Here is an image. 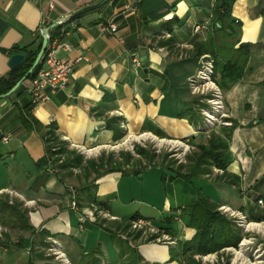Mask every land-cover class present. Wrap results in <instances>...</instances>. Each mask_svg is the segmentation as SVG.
I'll use <instances>...</instances> for the list:
<instances>
[{
    "label": "crops",
    "instance_id": "1",
    "mask_svg": "<svg viewBox=\"0 0 264 264\" xmlns=\"http://www.w3.org/2000/svg\"><path fill=\"white\" fill-rule=\"evenodd\" d=\"M220 4L230 13L236 30L233 37L215 30L220 24L213 14ZM91 7L96 9L76 16ZM67 17L69 22L56 25ZM43 20L54 36L69 33L65 40L72 50L58 57L82 60L74 63L67 86L46 103L31 105L28 77L13 93L0 96L3 221L10 210L27 214L30 246L35 239L43 244V238H55L70 264H122L132 254L129 247L140 256L138 264H179L170 262L166 246L133 242L127 234L128 222L136 214L153 219L154 202L164 196V210L157 219L161 221L173 208L187 205L183 193L195 196L189 203L196 198L194 184L219 207L241 212L248 223L264 226V0H0V79L26 59L18 48H41L38 27ZM101 24H114L116 33H101ZM196 26L202 29L196 32ZM166 41L171 44H160ZM201 43L210 52L193 58L194 46ZM241 45L248 46L247 59L245 49L238 50ZM14 54H22L24 60L11 68ZM203 55L221 62L236 59L244 65L242 77L222 90L228 118L236 127L232 132L230 126L214 130L228 145L227 172L237 183L230 184L233 180L228 177L216 181V175L222 174L216 169L210 176L192 179L187 192L181 187L171 198L167 190L182 179L170 181V172L159 167L152 168L154 188L147 196L138 194L143 172L142 178L115 172L94 181V172L87 176L80 168L60 176L57 168L54 173L49 170L53 158L45 134L51 125H56L68 150L114 147L138 135L206 143L213 131L204 127L200 115V120L193 117L191 109L198 106L188 86ZM134 58L139 67L134 66ZM118 117L125 133L115 140L107 122ZM4 137L9 138L7 143ZM90 191L95 192L97 203L88 199ZM73 201L80 208L73 209ZM89 210L107 211L113 219L89 220ZM172 226L182 239L186 234L190 240L195 234L183 222Z\"/></svg>",
    "mask_w": 264,
    "mask_h": 264
},
{
    "label": "trees",
    "instance_id": "2",
    "mask_svg": "<svg viewBox=\"0 0 264 264\" xmlns=\"http://www.w3.org/2000/svg\"><path fill=\"white\" fill-rule=\"evenodd\" d=\"M96 7H91L82 13H79L76 16H81L85 13L95 10ZM222 10V11H220ZM213 17L220 24L219 28L215 27L216 31L223 32L225 36L233 37L236 34L235 28L232 26V20L230 13L227 11L224 4H220L219 8L214 11ZM52 30V29H51ZM53 32V31H52ZM238 33V32H237ZM161 45H170L171 42H161ZM245 49L244 56L245 59L248 57V46L241 45L238 50ZM18 50L26 54V59L19 68H14L7 77L0 79V96L7 94L13 86L26 74L30 69L34 60L40 50V46L35 50L31 49V46H26L23 48H18ZM210 52L209 48L205 43L196 44L194 46V53L192 54L193 58H199L202 54H207ZM212 57V55H210ZM42 63H39L34 72L28 77L32 79L35 76L38 69L42 66ZM214 64V81L223 91L230 89V87L236 83L243 74L244 65L239 63L238 60H229L227 62H221L216 57L213 60ZM193 117L195 120H200L198 110L191 109ZM229 122V119H227ZM121 118L110 119L107 122V128L114 132L115 140H120L124 137V130L120 126ZM236 127V124L232 123L229 127L230 132ZM46 140L47 152L53 158V162L56 163L60 160L59 155H64L62 163L57 164V173L59 176L62 173L65 175L72 174V169L80 168L87 176L90 174V171L95 173L94 181L99 179L102 176H105L110 173L120 172L122 175H136L140 174L147 167L154 168L157 167L154 163L156 157L147 152L144 149L136 146L135 154L140 158H143L146 163L145 166H132L131 160L133 159V154L130 152H121L118 156L110 153L108 155H102L101 158L95 160H85L84 157L80 154H77L75 151H70L67 149V144L60 141L56 133V125H51L47 130ZM57 146L58 150L53 151L52 149ZM199 153L194 154L191 157V165L188 168H184L182 165L180 167L174 168L173 165L162 163L163 169L166 172H170L171 179H183L187 184V189L189 188L190 181L192 179L203 178L206 175H212L213 169H218L222 171L221 175H216V181H222L223 178L228 177L233 181L230 184L237 183V178L228 174L227 167L229 165V154H228V145L226 142L216 133L211 132V136L207 144L198 145ZM136 164H139V161L135 160ZM146 167V168H145ZM185 169V171H183ZM166 176V174H164ZM228 182V181H227ZM193 186V185H192ZM194 187V186H193ZM194 189V188H193ZM196 198L187 205L181 207L180 220L184 223L187 228L195 230V234L189 241H184L178 243L177 248L170 249V262L178 261L183 262L182 264H199L194 259L195 257H204L213 254H219L223 249L228 247H238L241 239L243 238L241 230L234 224L232 219L227 218L224 214L219 211V205L212 201L206 191L202 189H196ZM95 191V189H94ZM91 192L89 200L93 203H97L95 192ZM90 194V193H89ZM78 208L79 204L76 201ZM9 206V205H8ZM177 209H172V212H176ZM19 219L25 223V227L28 230L32 228L27 225V219L24 213L18 211L17 213ZM173 216V215H172ZM140 219L139 215H133L129 220L128 224L132 221ZM174 216L171 217L167 215L163 218L157 226L167 232L171 233L172 238L176 236L175 228L172 226L174 224ZM163 232V231H162ZM42 234H45L44 232ZM49 238V237H48ZM42 242L47 246L45 238ZM0 244H2L0 239ZM5 244V243H3ZM6 245V244H5ZM140 261V256L136 253L133 254V260L137 264V260ZM28 264H33L30 261ZM43 264H52V263H43ZM55 264V263H54ZM99 264V263H95Z\"/></svg>",
    "mask_w": 264,
    "mask_h": 264
},
{
    "label": "rangeland",
    "instance_id": "3",
    "mask_svg": "<svg viewBox=\"0 0 264 264\" xmlns=\"http://www.w3.org/2000/svg\"><path fill=\"white\" fill-rule=\"evenodd\" d=\"M211 59L213 60L212 57ZM214 74H215V71H214ZM214 74H213V81H214ZM202 89L203 91H210L212 89H216V87L208 84V85H205ZM218 89L221 91V95L223 98V91L220 88ZM203 95L205 96H202L204 97L202 100L206 99L205 97L208 96L209 98L212 95V98H211L212 101H219V98H216L217 93L215 91L213 92V94H212V91H210ZM196 103L198 106L197 107L198 113L201 117V120L205 128H207L210 131L212 130L214 133L217 134L218 131L217 132L214 131L216 130V128L217 130L219 129L221 130L222 128L228 127L227 125L224 124L225 123L224 119H229L226 109H225L224 101H222V104L226 112V117L224 116L225 118L224 117L216 118V122L214 123L213 126H209L206 120H204L205 114L204 113L202 114L204 105L200 103V100H198L197 97H196ZM211 103L214 104V102H211ZM209 105H212V104H209ZM122 127L124 126L122 125ZM210 136H211V133L209 132V137H207L205 140L206 143H200V144H207ZM133 139L130 137H127L118 146L102 147V149H98L99 151L98 153H94L90 156H86L87 157L86 160L99 159L102 157V155H108L110 153L118 156L121 152H130L131 154H133V159L131 160L132 162L129 165L130 169L132 168V166H138V167L145 166L146 160H144L143 158H140L139 156L135 154V147L138 146L144 149L145 151L151 152V154L155 155L156 159L154 163L159 168H163L162 166L166 165V163L167 164L171 163L174 168L180 167L181 165L184 168H188V166L191 165V157H193L194 154L199 153L198 145L200 144L198 145L194 144L191 141V139H183V140L163 139L165 140L164 142H162L159 138L149 139V140L144 139L142 141L140 140L139 142L134 141ZM174 141H178L177 143H175L176 145H173ZM55 147L57 149V146ZM69 150L75 151L77 154H80L84 157V155L82 154L83 151L80 150V148L69 149ZM135 160L139 161L138 165L136 164ZM162 163H164V165H162ZM157 167H154V168H157ZM153 170L154 169L147 167L145 171H142L145 174V176H144V179L140 180L139 182L141 183L143 189L141 191H138V194L143 193V196H147L148 191L152 192V189L154 188V184L151 181L153 180V175H156V172H154ZM213 170H216V169H213ZM183 171H185V169ZM170 175L171 174H169V176ZM163 179H165V177H163ZM185 182L186 181L182 179L181 183H178L176 186H171L167 190V194L169 193L168 196L173 198L175 195H177V191H179L181 187L184 188L185 192H187L188 189L186 187H187L188 182L186 183ZM195 186L196 185L194 184L193 188L195 191H197L196 189H199V188L202 189L203 191V188H201L199 185L196 189H195ZM194 197L195 196L192 197V195L190 194L187 195L186 197L185 193H183L182 202L184 201L186 204H188L189 200L193 199ZM164 198L165 197L163 196L159 200V202L157 203L154 202L155 209L154 211H152V213H150L153 219H145V220L143 219L149 224H147L146 226L137 227V228L133 227V223L135 221H132L130 224H128L127 234L130 236V239L133 242L156 244V245L166 246L169 249H171V248H177L178 243L189 241L187 240L188 238L186 234L184 235L185 236L184 239H182L181 236L179 237L178 235L172 238L171 233L169 234L165 231V229L162 230L157 226L161 222V221H158L157 219L160 216L159 214L160 211L162 212L164 210V207H163ZM91 211L89 210L87 212H91ZM92 212H93L92 214L94 218L93 220H95V218L97 219L98 216L100 217L102 216V218H107L109 220L112 219L104 215H101L98 211L97 212L92 211ZM181 212H182L181 207H179L176 210V212L170 211L169 215L171 217L174 216L173 220L175 224L177 222L179 223L182 222L180 220ZM226 217L229 218L228 216ZM3 218H4V221L0 218V225L2 228L0 231V239L2 242V244H0V264H28L30 261H32L33 264H43V263L70 264V261L68 260L67 255L63 251L61 243L57 239L51 238V240H48V238H45L48 244L47 246H45L44 243L41 244L40 239H35V240H32L33 243L30 246L29 242L26 240L31 236V232L25 227L26 226L25 223L19 219L17 213H13L11 210L7 211V213L3 216ZM229 219L233 220L234 224L241 230L242 235H243V238L238 244V247H228V248L223 249L219 254L210 255L208 257L201 258V259L198 257H195L194 259L197 261V263L199 264H253V263L263 264L264 263V249H262L261 246H264V236L262 235L261 229L259 232H256L255 230L256 228H254L253 226H250V230L248 232H245L243 228H240L237 225L238 224L236 223L237 219H233V218H229ZM79 223L80 225H82L81 222ZM176 227L178 226L176 225ZM249 239L253 240V245L248 244L249 242L246 244V241ZM3 243H5L6 245ZM128 250L132 251V254L129 255V257H127L126 260L122 264H136L133 260V253L136 251V249L129 247ZM178 263L182 264L183 262L182 263L178 262Z\"/></svg>",
    "mask_w": 264,
    "mask_h": 264
},
{
    "label": "built area",
    "instance_id": "4",
    "mask_svg": "<svg viewBox=\"0 0 264 264\" xmlns=\"http://www.w3.org/2000/svg\"><path fill=\"white\" fill-rule=\"evenodd\" d=\"M69 21H70V17H67L66 19L60 20L58 22V24L62 25V24H65ZM201 29H202L201 26L195 27L196 32L200 31ZM99 30L103 34L104 33L113 34V33H116L117 27L114 24H109V25L101 24V25H99ZM38 33L40 34L42 39L44 38L47 40V48H46V52H45V56H44V62L42 64V66L38 69V71L36 72L35 76H33V78L31 79V84L27 90V95L29 97V101H30L32 106H38V105H41L43 103L50 101L51 98L57 92L63 90L67 86L69 79L73 73L74 63L82 60V58H78L75 61L62 60L58 57L60 52L68 53L69 51L72 50V44L65 40V36H67L69 33L62 31V34H60L59 36H54L52 34V30L48 26H46V23L44 20L41 21V23L38 27ZM133 62H134L135 67L140 66V62L138 59L134 58ZM213 70H214L213 60L211 59L210 56L203 55L200 58V66H199L197 73L188 79V86H189V89H190L192 95L196 96L197 99L200 100V103H202L204 105V108L202 110V114L203 113L205 114L204 120H206V122L209 126L214 125V123L216 122V118H222L224 116L226 117V112H225V109H224L223 104H222L223 98L221 95V91L218 89L219 87L213 81V74H214ZM208 84L216 87V89H212L210 91H212V94L214 91L217 93L216 98H219V101H212V99H211L212 95L209 98L207 96V97H205L206 99L202 100L204 98L202 96H205L203 94L210 92V91H203V89H202L205 85H208ZM211 102H214V104ZM205 104H207V105H205ZM209 104H212V105H209ZM224 120H225L224 121L225 125H227L228 127L231 126V123L229 121H227V119H224ZM122 125H123V123H122ZM134 138H135L134 141H137V142H139L140 140L142 141L144 139H147V140L157 139V138H154L152 136H146V135H138ZM8 140H9L8 137L3 138V141L5 143H7ZM160 140L162 142L165 141L163 139H160ZM177 142L178 141H174L173 145H176L175 143H177ZM57 150H58V147H57V149H56V147H54L52 149V152L57 151ZM80 150L83 151L82 154L84 155V157L90 156L94 153L99 152L97 148H93V149L80 148ZM58 157L60 158V160L56 163L53 162V159H51L49 161V170L52 173L55 172V169H56L55 166L57 164L62 163V161L64 159L63 155H59ZM259 204H262L261 200L259 201ZM71 206L73 209H78L76 201H73ZM92 211H95V210H92ZM92 211L87 213L89 220L94 219ZM219 211L222 214L228 216L229 218L237 219V222H236V223H238L237 225L240 228H243V230L245 232H248L250 230V226H253L254 228H256L255 229L256 232H259L260 229H261V231H263V229H264V226H262V224H250V223H248L246 221L245 216L241 212L233 211L230 208L225 207V206L220 207ZM98 212L101 215H104L110 219L112 218L108 214L107 211L100 210ZM144 220L139 219V220L135 221L133 223V227H135V228L143 227V226H146L147 224H149L148 222H146ZM79 222H84V218H81ZM1 229L2 228L0 225V231H1ZM48 240H51V238H48ZM49 242H51V241H49ZM247 243L250 245H253V240L249 239L246 241V244ZM213 255H216V254H213ZM208 256H210V255H208ZM208 256H204V257L197 256V257L201 259V258H205Z\"/></svg>",
    "mask_w": 264,
    "mask_h": 264
},
{
    "label": "water",
    "instance_id": "5",
    "mask_svg": "<svg viewBox=\"0 0 264 264\" xmlns=\"http://www.w3.org/2000/svg\"><path fill=\"white\" fill-rule=\"evenodd\" d=\"M58 25V23L56 24ZM46 47H47V40L46 39H42V44H41V48L40 51L32 65V67L29 69V71L26 73V75L4 96H8L11 93H13L18 87L19 85L25 80L27 79V77L30 76V74L33 72V70L38 66V64L40 63L45 51H46ZM24 60V56L22 54H14L11 56L10 60H9V66L11 68H14L16 66H18L22 61ZM136 174V173H135ZM139 178H142L141 174L138 175Z\"/></svg>",
    "mask_w": 264,
    "mask_h": 264
}]
</instances>
